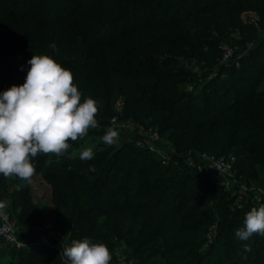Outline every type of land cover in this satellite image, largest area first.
<instances>
[{"label":"trees","instance_id":"obj_1","mask_svg":"<svg viewBox=\"0 0 264 264\" xmlns=\"http://www.w3.org/2000/svg\"><path fill=\"white\" fill-rule=\"evenodd\" d=\"M244 11L253 12L254 19L243 18ZM263 30L264 0H0V73L23 84L18 68L30 67L33 54L49 55L73 73L81 102L85 97L98 101L100 123L118 103L119 119L152 127L160 123L158 135L165 132L172 148L184 153L157 168L164 167L165 174L154 168L159 160L133 140L116 147L89 146L94 152L90 160L80 159L81 150L73 156L38 155L36 171L49 184L52 203L65 211L54 219V229L72 240L91 238L102 217L121 239V212L128 209L143 225L136 234L139 251L147 253L156 237L167 243L160 264H264V236L241 241L234 235L264 197L229 210V201L203 177L204 168L180 161L188 150L232 153L234 174L264 189ZM232 31L236 35L231 38ZM206 33L239 54L236 64L218 65L217 74L226 73L222 82L212 76L183 93L178 86L189 76L179 69L176 56L213 64L215 52H221ZM154 97L164 105L154 103ZM83 139L69 143L80 147ZM134 158L136 177L129 170ZM74 165L85 171L71 169ZM80 179H88L89 187L77 185ZM5 183L0 175V201L6 199L19 225H33L38 215L31 183ZM216 208L228 217L220 220L211 249L203 254L198 247ZM5 246L16 249L14 264H63L53 246ZM126 258L138 264L135 251Z\"/></svg>","mask_w":264,"mask_h":264},{"label":"clouds","instance_id":"obj_2","mask_svg":"<svg viewBox=\"0 0 264 264\" xmlns=\"http://www.w3.org/2000/svg\"><path fill=\"white\" fill-rule=\"evenodd\" d=\"M27 63L30 67L24 83L0 92V175L31 183L35 157L63 156L71 148L69 141L82 139L90 128L98 126L99 103L91 97L81 102L73 73L51 56L33 54ZM118 138L119 133L109 127L101 139L111 145ZM93 156L91 148L80 153L81 160ZM5 208L0 201V215ZM254 234L264 236V203L252 207L234 233L241 241ZM60 255L63 264H110L112 259L106 244L88 238L72 240Z\"/></svg>","mask_w":264,"mask_h":264},{"label":"rangeland","instance_id":"obj_3","mask_svg":"<svg viewBox=\"0 0 264 264\" xmlns=\"http://www.w3.org/2000/svg\"><path fill=\"white\" fill-rule=\"evenodd\" d=\"M241 16L245 19H251V20L254 19V14L251 11H244L241 13ZM235 35L236 33L234 31L228 34V36L231 38L232 36H235ZM207 36L209 38V42H212L214 45H216L217 43L221 47V45L224 44L222 43L224 42L222 38H220L219 40L217 39L215 35L212 36L210 33L204 34V37H207ZM262 36H264V30L261 31L259 35V37H262ZM126 43L131 45L130 39L126 40ZM119 46H120V41L116 42L113 48H117ZM233 49L235 50V47ZM238 56L239 54L231 52V55L229 56L228 59H223L221 52L219 53V51H217L215 52L216 62L213 64H205V63H201V62H198L192 59H187L186 57L176 56L175 60L179 61V69L186 71L189 76V79L187 82L182 83L178 86L179 89L183 93L192 92L193 86L194 88H198L202 83L207 82L212 76H214V78L218 82H222L226 78V73L222 71L221 74H217L216 70H217L218 65L225 67L231 63L236 64V58ZM170 58L173 59L172 56ZM162 64L166 65L167 62L164 61L162 62ZM28 68L29 67L25 68L23 66V67H19L18 70H23L22 74L23 76H26ZM3 74L0 73V84L2 85V82H5L4 81V77H5L7 84L4 90H7L12 85H21L22 81L19 82L16 78H14V76L12 75L8 76V74H4L5 75L4 76ZM10 74H14V71L12 70ZM260 83H261V86L264 87V76ZM153 102L156 103L157 105H164V101L160 100L158 97H154ZM114 111L115 112L113 115H115L117 119L120 120L117 114L118 103L115 104ZM111 115L112 114L107 115L106 118L102 121V123H100V121L96 119L98 126L96 128L89 129L88 134L84 137L83 141L80 144V147L71 146V148L67 151V153L70 156H73V155H76L80 150L83 151L89 148V146L99 148L100 146L108 145V144H105L101 138L104 135L106 129H108L109 127L114 128L119 133V138L116 140L115 143L110 145L112 147H116L120 145L121 141H127V140L130 141L136 137L137 129H135L134 127L126 131L122 127H119L116 125L111 126L109 122V118ZM159 124L158 123L154 124L153 128L157 129L156 127H159ZM150 126L152 125L150 124L146 125V128ZM146 128H144V130H146ZM166 136H167L166 133L163 132L160 134L159 138L155 139L154 141L156 142L158 148L165 151V154H167L166 163H169L173 155L182 156L184 153L175 151L172 148L171 143ZM107 150H110V149H106V151ZM189 151L191 152L190 153L191 157L187 156L188 153H186L185 157L180 158V161H182V164L186 167H192L186 164L187 161L194 162L196 161V157L198 156V154L195 155V153L198 151L196 150H189ZM109 152L110 151H108L107 154ZM158 160H159V163L154 165V168L156 171H157V168L161 166V164L162 165L166 164L165 162H162V160L160 159ZM136 161L137 159L134 158L129 163L130 176L136 177V174L138 172L136 168ZM202 167L204 168L203 177L208 178L215 184L216 195L221 193L223 194V197H225L226 200L229 201L227 203L229 206L228 207L229 210H234V208L236 209V207H243L245 206L244 204H249L251 202H257L260 197L262 198L264 197V193H263L264 191L263 192L260 191V193H258L257 191H254L255 189H252L251 187L249 188L248 185L244 182L243 178L238 175L236 177L237 184L235 183L231 184L227 189H225L223 187L225 184L221 183V180L214 175L213 170L208 165H201V168ZM70 168L85 171V168L82 165H78V166L74 165ZM178 168H180V166ZM178 168L175 167L176 170H179ZM165 171L166 170L164 169V167H162L161 171H157V172L158 173L162 172L165 174ZM176 175L178 176L177 172H176ZM231 175H235L233 169L230 172V175L226 177H231ZM21 182L22 180L16 177H9V178H6L5 184H9L11 186H17ZM239 184L242 188H244L245 186L246 189L244 188V190H238L240 186H237V185ZM252 184L249 186H252ZM77 185H79L82 188H88L89 187L88 179L87 180L80 179L79 181H77ZM143 187H144V184H142V188ZM119 190L122 191V188H120ZM31 193L33 195V200L36 201V210L34 213L38 215L36 216L37 221L33 225L21 226L15 220V214L13 213V211L9 213L10 215H8L7 210H6V213H7V216L11 220H13V222L16 225L17 237L20 232H29V231L30 232L33 231V233L35 232L37 235H39V239H36V241L32 243H25L22 246L29 245L32 247H36V249H41L44 244L42 240H43V236L45 235V232L52 233L54 231H58L54 229V226H53L54 219L56 218L57 215L61 213H65V211L63 210V207L59 205L55 206L52 203L51 188L49 184L46 183L41 178L38 171H36L35 175L32 177ZM216 195H215V198H216ZM5 200L6 199H3L1 201H3L4 203H7V201ZM8 207L10 208V206H6V209ZM214 211H213L214 221L206 228V230H204L203 232L204 240L202 241L201 245L198 247V250L200 252H203V254L205 253L206 250L210 251L212 243H213V233L215 229L217 228L218 223H220V220L225 219V217H228L227 215L225 216L222 215L223 208L221 209L216 208ZM45 223H50L49 229L48 230L40 229L39 227ZM121 226L123 228L124 237L121 239H117L115 235L112 233V231L108 227H106L102 217H99L97 220L96 230L94 231V234L91 236V238H88V239L91 242H99V243H104L107 245V247L110 250L111 256H112L110 264H118L119 261L125 259L126 257H130L131 255H133L134 251L137 254V257L139 260L138 264H160L163 258V252H164L165 246L167 244L162 238L156 237L151 244L150 250L147 253H142L141 251L138 250V243H137V238H136L138 229L143 227L142 222L130 210L126 209L121 212ZM60 233L62 237L58 243V248H56L59 255H60V252H62L63 250V246L65 245L68 246V244L72 241V236L69 235V233H65V234H63L62 232ZM0 248H2L0 249V264H10V263L14 264L16 260L15 256L17 255L16 249H13L12 247H6L5 245L1 246ZM60 258H61V255H60Z\"/></svg>","mask_w":264,"mask_h":264},{"label":"built area","instance_id":"obj_4","mask_svg":"<svg viewBox=\"0 0 264 264\" xmlns=\"http://www.w3.org/2000/svg\"><path fill=\"white\" fill-rule=\"evenodd\" d=\"M221 55L223 59H228L231 55V48L227 44L221 45ZM109 122L111 126H119L122 127L124 130H130L132 127L137 129V135L133 140V143L140 148L145 149L146 151L152 153L158 159L162 160V162L166 163L167 154L165 151L158 148L155 139L159 138L158 132L152 126L146 128L144 125H139L129 118H122L120 120L117 119L115 115H111L109 118ZM146 128V130H144ZM187 156H190V151H187ZM198 154L196 157V161H187L186 164L195 167L196 169H200L201 165H208L214 172V175L221 180V183L225 184L223 187L227 189L231 184H237V176L231 175V177H226L230 175L232 171V164L234 162V155L232 153L227 154H219L215 155L205 151H198L195 155ZM237 186H240L237 185ZM252 189H255L254 186H248ZM246 189V187L244 186ZM240 186L238 190H244ZM237 190V191H238ZM257 192L264 191V189H255ZM239 192V191H238ZM264 193V192H263ZM50 227V223L42 224L39 228L42 230H48ZM10 244L15 247H21L23 243L18 239L17 232H16V225L11 220L4 209L3 215H0V247ZM118 264H136L135 261L131 258H125L118 262Z\"/></svg>","mask_w":264,"mask_h":264},{"label":"crops","instance_id":"obj_5","mask_svg":"<svg viewBox=\"0 0 264 264\" xmlns=\"http://www.w3.org/2000/svg\"><path fill=\"white\" fill-rule=\"evenodd\" d=\"M6 206H9L8 202L5 203ZM5 210L8 211V215H10L9 213L13 211V213L15 214L14 210H12L11 208H5ZM61 233L59 231H54V232H45V235L43 236V243L49 246H53L55 248H58V243L61 239ZM18 239L23 243H32L34 241H36V239H39V235H37L35 232L33 233V231H29V232H20L18 235Z\"/></svg>","mask_w":264,"mask_h":264}]
</instances>
